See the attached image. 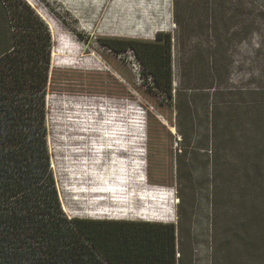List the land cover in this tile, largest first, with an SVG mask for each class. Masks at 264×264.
<instances>
[{
    "label": "rangeland",
    "instance_id": "374dc122",
    "mask_svg": "<svg viewBox=\"0 0 264 264\" xmlns=\"http://www.w3.org/2000/svg\"><path fill=\"white\" fill-rule=\"evenodd\" d=\"M22 1L47 24L52 40L51 66L66 79L62 87H55L47 96L51 163L66 213L85 227L102 226L106 239L116 236L127 240L132 232L144 228L151 237H165L175 248L181 243L191 264H264V240L245 233L239 212L243 184L249 182L253 192L264 190V183H260L263 172L256 174L251 166L254 158L243 155L245 117L240 109L243 101L257 103L258 109L246 116L255 118L258 127L256 141L249 144L264 149V0H247L256 33L245 43L229 45V80L214 85L216 89L228 87L232 93L259 90V94L224 96L221 111L207 112L199 106L195 110L190 132L194 155L187 162V178L192 185L183 192L184 231L178 239L171 227L178 224L174 166L179 136L175 128L174 134L170 132L172 110L166 107L161 111L167 121L148 101L153 96L173 97L180 87L174 0ZM161 33L169 35L167 49L164 42L138 43L152 42ZM211 102H216L214 97ZM70 103L93 105H85L76 113L68 109ZM100 112L117 119L113 122L117 125L96 127L106 123L96 118ZM125 112L132 114L121 118ZM147 112L163 122L164 131ZM73 113L77 116L71 117ZM94 129L98 135L89 134ZM218 129L221 138L214 145L211 134H218ZM118 143L126 144L134 154L131 158L142 162L140 174L129 164L123 171L132 178L142 175L148 188L171 191L170 205L155 207L156 203H144L137 199L139 193L132 192L125 201L107 208L96 205L93 197L82 195L81 191L87 189L83 179L93 168L90 161H98L102 149L116 147L119 151ZM161 144H168L172 153L163 156ZM216 145L220 153L211 157ZM120 165L115 167L121 169ZM255 165L259 166L258 160ZM115 179L119 181L118 176ZM166 208L172 210L173 221L100 214L109 209L159 217Z\"/></svg>",
    "mask_w": 264,
    "mask_h": 264
},
{
    "label": "trees",
    "instance_id": "16d2710c",
    "mask_svg": "<svg viewBox=\"0 0 264 264\" xmlns=\"http://www.w3.org/2000/svg\"><path fill=\"white\" fill-rule=\"evenodd\" d=\"M247 2L174 0L180 87L173 97L153 96L148 101L150 107L166 120L161 111L166 107L172 110L174 122L169 123L179 136L174 166L178 224L176 228L171 227L173 232L176 231L177 239L184 231L183 192L192 185L191 178H187V162L194 155L191 147L194 139L190 132L196 108L199 106L207 112L221 111L224 96L259 94V90L232 93L228 87H214L229 80V45L245 43L256 33V21ZM169 41V35L161 33L152 42L138 43L156 45V42H164L167 49ZM51 53V34L44 20L22 0H0V264H191L181 243L175 248L165 237H151L144 228L132 232L127 240L116 236L106 239L102 226L85 227L66 213L51 163L47 121V96L55 87H62L66 79L51 66ZM53 54L55 56V51ZM211 90L213 94H210ZM213 97L215 103L211 102ZM79 105L70 103L68 109L80 113L85 105L93 104ZM256 105L254 101H243L240 108L245 117L242 123L243 155L254 158L251 166L256 174H264V149L257 150L258 145L249 144L256 141L258 127L255 118L246 116L258 109ZM130 113L125 112L120 117L129 118ZM76 116L73 113L71 117ZM120 117L118 121H122ZM149 117L160 130H165L163 122H158L152 115ZM96 118L106 122L96 127L117 125L113 123L117 119L102 112ZM214 128L217 129L215 124ZM170 132L173 133L171 129ZM98 133L96 129L89 131L91 135ZM211 135L214 145L217 144L221 138L219 129L218 134L214 131ZM116 146L121 147L119 151L116 147L102 149L98 161H90L93 168L83 179L87 181L82 183L87 189L81 191L82 195L93 197L96 205L107 208L125 201L127 194L132 192L139 193L137 199L144 203H156L155 207L170 205L171 191L148 188L142 175L132 178L123 171L129 164L140 174L142 162L131 158L134 154L126 144ZM160 146L163 156L172 153L168 144ZM218 148L216 145L211 157H217ZM257 160L258 167L255 165ZM119 164L121 169L115 167ZM101 175L110 177L104 179ZM117 176L119 181L115 179ZM245 176L249 178L247 173ZM241 195L239 212L245 233L264 240V190L253 192L247 182L243 184ZM97 196L105 197L96 199ZM160 213L159 217H150L128 211L109 212V209L100 212L102 215L174 220L171 209L166 208Z\"/></svg>",
    "mask_w": 264,
    "mask_h": 264
},
{
    "label": "bare ground",
    "instance_id": "6f19581e",
    "mask_svg": "<svg viewBox=\"0 0 264 264\" xmlns=\"http://www.w3.org/2000/svg\"><path fill=\"white\" fill-rule=\"evenodd\" d=\"M140 9V8H139ZM136 11V10H135ZM141 12V11H140ZM139 13V12H138ZM145 14H147V13H145ZM136 15V14H135ZM143 15V14H142ZM148 15V14H147ZM147 15H146V17H147ZM138 16V15H137ZM144 17V16H143ZM170 129L172 130V132L174 131V129H173V127H170Z\"/></svg>",
    "mask_w": 264,
    "mask_h": 264
}]
</instances>
